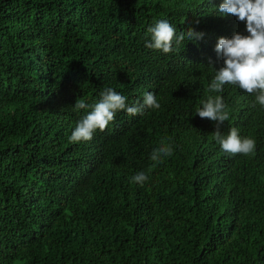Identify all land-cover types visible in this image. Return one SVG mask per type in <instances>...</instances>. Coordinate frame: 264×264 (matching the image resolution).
Wrapping results in <instances>:
<instances>
[{
  "label": "trees",
  "instance_id": "1",
  "mask_svg": "<svg viewBox=\"0 0 264 264\" xmlns=\"http://www.w3.org/2000/svg\"><path fill=\"white\" fill-rule=\"evenodd\" d=\"M223 0H0V264H264V107L225 85L206 89L223 60L220 36L249 35L218 16ZM205 36L163 53L147 29ZM111 87L132 106L89 141L70 142L77 99ZM221 95L255 141L247 154L215 142L195 108ZM161 141L173 153L150 160ZM154 165V166H153ZM149 172L140 185L137 172Z\"/></svg>",
  "mask_w": 264,
  "mask_h": 264
},
{
  "label": "clouds",
  "instance_id": "2",
  "mask_svg": "<svg viewBox=\"0 0 264 264\" xmlns=\"http://www.w3.org/2000/svg\"><path fill=\"white\" fill-rule=\"evenodd\" d=\"M218 16L227 17L229 14L241 22H246L247 36L239 32L232 36H220L215 45V51L223 60V65L215 69L206 91L208 93H221L224 86H238L249 94H254L256 104L264 107V0H223L217 9ZM149 38L145 40V47L162 51L167 54L176 51V47L187 41L198 42L205 33L194 28L176 33L175 27L167 19H159L147 29ZM100 99L87 104L77 99L73 111L90 109L76 122V126L69 137L70 142L89 141L94 132L103 131L113 121L118 110H124L130 116L142 115L145 109H159L160 103L157 95L153 92H145L143 101H137L132 106L127 104V97L111 87L103 88L99 93ZM201 106L195 108V114L200 118H209L215 122L213 137L221 150L228 154H247L253 151L255 141L248 137H242L235 127L229 129L227 134L221 132L225 121L229 120L227 105L221 95H208L201 100ZM173 153L171 144L161 141L159 147L153 149L150 160L154 164L162 162L163 157ZM154 166V165H153ZM148 172L140 171L130 179L132 182L143 185L148 180Z\"/></svg>",
  "mask_w": 264,
  "mask_h": 264
}]
</instances>
